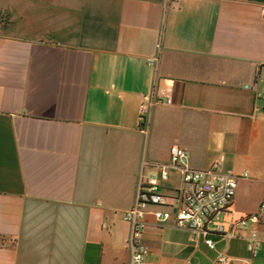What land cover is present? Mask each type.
<instances>
[{
    "label": "crops",
    "instance_id": "crops-1",
    "mask_svg": "<svg viewBox=\"0 0 264 264\" xmlns=\"http://www.w3.org/2000/svg\"><path fill=\"white\" fill-rule=\"evenodd\" d=\"M264 0H0V264H130L144 161L249 174L213 235L149 216V264H256L264 241ZM0 16V20H1ZM159 62L147 60L158 53ZM259 76L261 80L259 81ZM158 102L139 121L145 96Z\"/></svg>",
    "mask_w": 264,
    "mask_h": 264
},
{
    "label": "built area",
    "instance_id": "built-area-1",
    "mask_svg": "<svg viewBox=\"0 0 264 264\" xmlns=\"http://www.w3.org/2000/svg\"><path fill=\"white\" fill-rule=\"evenodd\" d=\"M260 11L264 17V5ZM157 49L158 53L147 60L149 65L155 67L159 62L160 43ZM258 79L261 80L260 76ZM257 98L263 104L264 113V86L257 93ZM157 102L154 93L145 96L139 113L141 124H146L149 111ZM145 167L152 169V172L145 175L141 171L135 203L125 212V220L130 225L127 242L130 264H149L151 249L144 240L149 216L162 225L170 223L174 229L190 231L191 242L199 244L203 241L210 250L216 249L213 235L231 239L235 228H248L251 223L257 224L261 220L259 212L244 214L237 219L232 216L239 182L248 179V173L238 175L224 171L219 163L206 170L194 169L189 164L187 150L177 144L170 147L168 161H144L142 169ZM172 173L179 176V186L175 188L166 186ZM260 210L264 212V204ZM247 248L254 257L264 249V241L256 230L251 231ZM214 264H229V257L221 252Z\"/></svg>",
    "mask_w": 264,
    "mask_h": 264
},
{
    "label": "rangeland",
    "instance_id": "rangeland-1",
    "mask_svg": "<svg viewBox=\"0 0 264 264\" xmlns=\"http://www.w3.org/2000/svg\"><path fill=\"white\" fill-rule=\"evenodd\" d=\"M0 16L2 17L0 23L7 21V14L2 11L0 7ZM167 187H178L179 186V176L176 173H172L170 181L166 183ZM256 264H264V254H262L259 259L256 260Z\"/></svg>",
    "mask_w": 264,
    "mask_h": 264
}]
</instances>
